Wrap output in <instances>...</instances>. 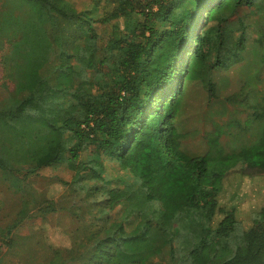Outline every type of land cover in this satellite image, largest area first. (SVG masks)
I'll list each match as a JSON object with an SVG mask.
<instances>
[{
    "label": "trees",
    "instance_id": "1",
    "mask_svg": "<svg viewBox=\"0 0 264 264\" xmlns=\"http://www.w3.org/2000/svg\"><path fill=\"white\" fill-rule=\"evenodd\" d=\"M102 1L110 6L97 19L70 0L0 6V51L8 48L0 57V176L22 192L20 174L54 165L98 182L95 216L107 224L89 231L82 264H245L246 254L264 264V207L246 224L220 198L235 167L264 173V26L254 73L223 97L213 78L254 45L245 29L232 37L227 20L241 6L264 9V0ZM118 19L123 26L105 37L95 24ZM190 84L207 93V107L221 108L210 112L216 125L202 153L182 142ZM227 104L245 117L225 118ZM107 162L125 177H107ZM18 223L5 229L8 247Z\"/></svg>",
    "mask_w": 264,
    "mask_h": 264
},
{
    "label": "rangeland",
    "instance_id": "2",
    "mask_svg": "<svg viewBox=\"0 0 264 264\" xmlns=\"http://www.w3.org/2000/svg\"><path fill=\"white\" fill-rule=\"evenodd\" d=\"M3 1L0 0V6ZM70 1L78 9L88 10L96 19L102 17L110 6L102 0ZM116 23L120 28L123 26L122 19L106 23L97 21L95 24L105 37ZM227 24L232 37L245 29L254 45L244 60L239 58L230 68L214 71V80L222 83L220 97L235 92L244 83L248 71L254 73V57L261 47L256 32L264 26V9L255 5L238 7ZM186 48H193L191 40L186 43ZM7 49L5 46L0 51V57ZM3 75L4 69L0 62V100L6 94L1 84ZM261 76L263 80L258 89L264 94V70ZM8 85L12 87L10 83ZM206 95L203 88L196 84H190L186 91L180 124L185 130L183 147L190 153H202L209 148L212 142L209 132L216 125L210 112L216 115L218 110L221 111L218 104L207 107ZM227 106L229 112L225 118L245 117V112H239L240 108ZM226 137L222 134L220 140L224 141ZM104 172L109 178L123 179L126 175L116 167V162H107ZM20 175L27 192L14 190L0 176V264H49L52 258L56 261L63 259L66 264H82L84 259L80 260L78 256L82 253L81 247L88 246L86 240L89 231L107 224L105 219L95 216L103 201V197L95 191V183L98 182L89 175L80 178L79 171L57 165L40 168L26 177ZM220 198L236 206L246 224H249V215L264 207V173L257 169L242 170L241 166L235 167L223 179ZM23 206L26 214L21 216L18 212ZM14 221L19 223L10 238L6 239L12 241V246L8 247L4 243L5 229ZM243 257H246L245 264H260V259L254 260L248 254Z\"/></svg>",
    "mask_w": 264,
    "mask_h": 264
}]
</instances>
